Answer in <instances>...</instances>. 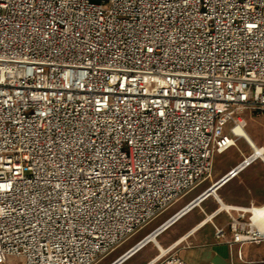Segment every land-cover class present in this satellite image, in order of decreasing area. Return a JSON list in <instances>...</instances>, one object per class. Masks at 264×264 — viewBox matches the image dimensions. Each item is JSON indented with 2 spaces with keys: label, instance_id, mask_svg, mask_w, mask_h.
Instances as JSON below:
<instances>
[{
  "label": "built area",
  "instance_id": "obj_1",
  "mask_svg": "<svg viewBox=\"0 0 264 264\" xmlns=\"http://www.w3.org/2000/svg\"><path fill=\"white\" fill-rule=\"evenodd\" d=\"M246 110L264 111V0H0V264H93L210 177ZM253 206L214 209L215 236L264 241ZM190 230L143 264H188Z\"/></svg>",
  "mask_w": 264,
  "mask_h": 264
},
{
  "label": "rangeland",
  "instance_id": "obj_2",
  "mask_svg": "<svg viewBox=\"0 0 264 264\" xmlns=\"http://www.w3.org/2000/svg\"><path fill=\"white\" fill-rule=\"evenodd\" d=\"M243 115L246 121L245 129L257 145L264 147V111L249 112L246 110L243 112ZM251 151L252 148L250 144L243 137L238 136L236 137L235 144L230 146L227 150L221 153L215 152L213 154V168L209 178L203 180L200 184L186 192L163 212L130 235L109 253L97 259L93 264H110L122 251L163 221L187 200L206 187L212 180L224 174L229 168L240 161L243 155H247ZM216 192L220 198L229 204L247 206L251 202L255 205L264 203V159H255L251 164L240 171L238 175L221 185ZM219 205L220 203L216 197L211 195L161 231L157 235V240L165 248L180 236V232L202 218H205V212H209L210 214V212L218 208ZM227 219L225 210H222L209 220L207 224L202 226L197 235H201L203 237L202 239H206L209 242L214 241L213 247L223 258L227 259L230 264L258 263L264 258V241L229 243L224 238H217L215 236L213 233V223L222 225ZM158 252L157 246L153 242H149L124 259L120 264H143ZM17 262V258L8 257L5 264H17Z\"/></svg>",
  "mask_w": 264,
  "mask_h": 264
},
{
  "label": "crops",
  "instance_id": "obj_3",
  "mask_svg": "<svg viewBox=\"0 0 264 264\" xmlns=\"http://www.w3.org/2000/svg\"><path fill=\"white\" fill-rule=\"evenodd\" d=\"M210 196L211 195H208L202 201L206 200ZM220 200L225 202L222 198H220ZM205 215V218L210 215L206 222H202L200 225H196L197 222H195L193 225L180 232L179 235L181 236L187 230L191 229L184 237L178 240L176 244L177 252L188 262V264H230L227 259L223 258V256L219 254L217 250L213 247L214 241L209 242L206 239H202L203 237L201 235H197L199 229L205 224H207V222L211 220L214 216H216L214 214H209V212H205ZM213 233L215 234L214 223Z\"/></svg>",
  "mask_w": 264,
  "mask_h": 264
},
{
  "label": "bare ground",
  "instance_id": "obj_4",
  "mask_svg": "<svg viewBox=\"0 0 264 264\" xmlns=\"http://www.w3.org/2000/svg\"><path fill=\"white\" fill-rule=\"evenodd\" d=\"M235 131L238 133L239 136L243 137L249 144H251L253 146V155H258L260 154V158L261 159H264V147L262 146H259L255 143L254 139L251 137V135L247 132V130L245 129V127H241V126H238ZM231 179V178H230ZM229 179V180H230ZM227 180V181H229ZM226 181V182H227ZM224 182V183H226ZM223 183V184H224ZM222 184V185H223ZM212 195H216L217 196V193H216V190H215V193L212 194ZM219 197V196H218ZM197 204H195L196 206ZM229 205H234V204H228L226 202H223L221 201V204L220 206L218 207L219 210L223 209V208H226L228 207ZM192 209V208H191ZM189 209V210H191ZM187 209H183L182 211H180L177 215H175L173 218H176V217H181L183 214L187 213L188 211H186ZM253 218L255 220H261L262 221V224L264 225V203L262 204H259V205H255L253 206ZM210 217V215H208L207 218H205L202 222H206L208 220V218ZM169 219L167 220L166 222H164L159 228H157L155 231L149 233L144 239H142L138 244H136L134 247H132L130 250H128L123 256H121L117 261H119L121 258L125 257V256H130L131 252L135 249V248H138L137 250L141 249L143 246H145L147 243L149 242H153L157 248H158V253L155 255V260L159 259L160 257H162L166 251L168 249L164 248V246L157 240V235L163 231L165 228H167L170 223L172 222V219ZM177 243V242H176ZM134 253V252H133ZM132 253V254H133ZM130 254V255H129ZM127 258V257H126ZM116 261V262H117ZM120 264V263H119Z\"/></svg>",
  "mask_w": 264,
  "mask_h": 264
},
{
  "label": "water",
  "instance_id": "obj_5",
  "mask_svg": "<svg viewBox=\"0 0 264 264\" xmlns=\"http://www.w3.org/2000/svg\"><path fill=\"white\" fill-rule=\"evenodd\" d=\"M225 181V179L224 180H220V181H218V182H216V183H214L209 189H208V192L207 193H215V190H217L222 184H223V182ZM199 201V199H197L196 200V202H198ZM219 203L221 204V200L219 199ZM138 248H135L130 254H132L133 252H135L136 250H137ZM129 254V255H130ZM126 257H128V256H125V257H123V258H121L119 261H114V262H112V263H110V264H119V263H121L124 259H126Z\"/></svg>",
  "mask_w": 264,
  "mask_h": 264
}]
</instances>
